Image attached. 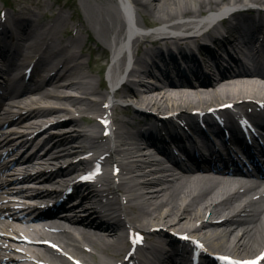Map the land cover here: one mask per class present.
<instances>
[{"label": "bare ground", "instance_id": "bare-ground-1", "mask_svg": "<svg viewBox=\"0 0 264 264\" xmlns=\"http://www.w3.org/2000/svg\"><path fill=\"white\" fill-rule=\"evenodd\" d=\"M126 1L129 2V5H126ZM126 1L72 0L73 7L80 11V15L77 34L70 41L63 40L56 29L64 27L67 21L72 20L73 13L66 12V17L62 16V19L58 20L57 23L41 22L39 18H35V23L32 25L33 28H36L33 37L32 32H25V26L21 25L17 32L19 34L17 48L11 54L15 52L23 62L31 61L36 56L39 59L38 53L43 50H46L47 56L45 61L39 64L37 71L39 82H35L31 87L26 88V90L30 89L33 94L26 98L21 97V93L15 95L13 102L10 103V108L4 109L3 114L7 118L17 114L15 107L22 108L23 113L28 111L27 114L19 116L18 120L9 119L13 128H28V122L39 120L45 116L42 111L43 105L49 107L48 111L52 115L58 112L69 114L84 111H93L99 115V113L107 112L108 109L110 110L109 114L114 113L116 108L114 106L109 108L106 105L109 100L113 102L114 98L106 90L108 88L104 71L109 63L108 53L111 50H113V59H116L114 62L116 71L118 72L119 68L125 64L126 57L119 59V45L127 39V36L125 39L124 33V16L132 21L130 25L132 32L143 29L142 26L149 24L157 26L155 31L169 29L184 35L190 32L198 33L209 24L215 26L220 15L224 14L229 6L232 8L233 4L247 1L264 3V0ZM17 13L20 14V12ZM246 14L247 12L231 15L232 18L229 19L228 26L232 36L220 40L216 36H212L211 33L204 34L203 37L210 38L209 40L214 42L217 51L214 48L206 49L202 61L194 55L186 57L191 62L184 65L187 68L186 71H190L189 66L198 70L202 64L206 68H210V65H215V63H224L221 59L227 58V56L222 51L220 53L218 49L221 47L224 49L225 43H228L232 48L243 46L242 41H239L237 37H242L241 35L246 38L250 37V32L246 27H250L253 31L261 27L258 18H249ZM13 22L15 24L16 19ZM50 32V40L47 42ZM83 34H87L88 37H83ZM131 35L132 33H128L129 37ZM183 35L162 36L155 41L158 46H174L182 49L188 47L192 42L196 43L195 41L199 38L194 35ZM151 37V35L141 36L140 39L138 37L136 41L133 40V42L135 41L134 46L138 43L149 46V44L154 43ZM14 40L15 38H13ZM88 41H92L104 51L100 58L94 57L93 59L92 53L84 50L88 46ZM47 43L49 44L46 49ZM9 50L12 49L9 47ZM153 51L151 55L147 54L146 58V52L133 58L134 65L129 72V76L132 78L129 80L127 90L116 93L121 98L129 97L130 105L123 109L125 114L134 104L149 108L150 112L135 111L139 117L138 122L146 120L145 125H151L149 130H142L147 134L145 137L149 142L154 138L156 132V125L149 120L156 118V113L162 110H164L163 112L179 110L180 113L186 115L192 109L207 107L227 100L236 101L243 97H264L263 70L246 68L237 71H225L219 77L203 81L197 79L192 81L174 80L172 76L184 75L183 65H178L176 61L175 63L171 62L174 61L171 59L169 64L158 67L154 60L158 56L162 59L163 56L157 49ZM14 60L15 57L11 58L7 48L2 46L0 63L4 62L6 68L1 67L0 73H6V69L12 67ZM93 60L96 63L94 69L90 66ZM114 66H111L108 71L111 78ZM153 68L159 70L160 74L158 75L163 78L162 80L155 77L152 72ZM197 70L192 71V74H198ZM16 79L18 80L15 75L6 78L7 93L12 94L16 90ZM115 120L118 123L114 129L116 149L114 154H111V159L113 162H121V182L113 186L106 179L107 188L103 189L104 191H94L89 195V200L92 198L93 200L100 199L106 193L108 197L117 202L119 200L117 195L124 191V198L129 204L127 208L139 227L164 225L180 230L193 228V232L205 238L216 251L236 255L242 253L245 256L257 251L258 246H261L259 244L263 242L264 214L253 213L247 219H223L219 223L212 221L214 215L217 218H222V216L216 215L219 213L225 215L224 210L239 214L238 212L243 207L248 206L246 196H242L236 190H230V186L239 185L242 182L241 179L217 177L211 174H183L178 176L170 173L169 169L161 165V161L153 156L150 149L142 144L141 140L144 139V136L141 130L136 129L137 123L127 117H117ZM161 121L165 127L169 123V121ZM72 122L78 128L65 132L58 139V142L63 146H69L68 149H65L67 152L56 158L53 150H48L49 159L68 158L75 153V150L83 146H73V144L79 141L80 143L89 141L83 130L79 128V120L73 119ZM93 127V131L96 133L94 140H96L101 137L98 134L100 125L94 123ZM71 145L72 147H70ZM44 147V145L40 146V148ZM54 147L55 145L52 149ZM71 170L67 172L72 173ZM169 176L175 182H171L167 178ZM218 198L220 199L218 200ZM85 210L88 213L90 211L89 206H86ZM207 212H209L210 217L204 219ZM16 215L20 217V214ZM18 216L16 219L19 218ZM85 217L88 216L85 214ZM70 220L72 223H78L73 216L70 217ZM198 220L201 221L200 224H198ZM25 221L28 220L25 219ZM81 222L80 224L83 226L75 225V232L81 241L88 242L93 246L92 249L99 252L101 262L105 261L104 255L106 253H111V255L113 253L114 256L123 253L127 246V239L120 225H111L100 230L103 227L101 223L97 225V222L88 218ZM22 223H24L23 220ZM29 225L31 226V224ZM5 226L12 230H22V226L17 220L7 222ZM32 226L42 228L43 224L34 223ZM162 232L164 233V231ZM153 236L156 242H161L158 235L153 234ZM80 246H76L73 251L81 253ZM162 247H166L163 241Z\"/></svg>", "mask_w": 264, "mask_h": 264}, {"label": "rangeland", "instance_id": "rangeland-1", "mask_svg": "<svg viewBox=\"0 0 264 264\" xmlns=\"http://www.w3.org/2000/svg\"><path fill=\"white\" fill-rule=\"evenodd\" d=\"M58 1H61V0H58ZM67 1V0H66ZM55 3L57 4V0H46L45 1V6L48 8V16H50L52 13L54 14L55 12ZM59 8H57V10H58ZM65 11H67V12H69L70 11V9L67 7L66 9H65ZM70 22V21H69ZM76 22V21H75ZM68 24H74V21H71L70 23H68ZM70 25V26H71ZM68 27L69 29L71 28V27ZM98 55H96V57H97Z\"/></svg>", "mask_w": 264, "mask_h": 264}, {"label": "snow or ice", "instance_id": "snow-or-ice-1", "mask_svg": "<svg viewBox=\"0 0 264 264\" xmlns=\"http://www.w3.org/2000/svg\"><path fill=\"white\" fill-rule=\"evenodd\" d=\"M227 107H231V106H227ZM96 173L97 174L99 173V168L98 167L96 169ZM82 179H91V177L90 176L89 177H82ZM221 259H225V258H221ZM260 259H264V254H262L260 257H258L257 260H255V261H245V262H243V264H258V261ZM238 264H239V262H238Z\"/></svg>", "mask_w": 264, "mask_h": 264}]
</instances>
